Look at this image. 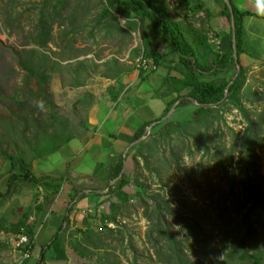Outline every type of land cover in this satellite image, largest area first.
<instances>
[{
  "label": "rangeland",
  "instance_id": "1",
  "mask_svg": "<svg viewBox=\"0 0 264 264\" xmlns=\"http://www.w3.org/2000/svg\"><path fill=\"white\" fill-rule=\"evenodd\" d=\"M64 3L0 0V148L23 157L29 167L69 136L83 117L78 106L90 101L88 94L74 100V111L67 113L71 98L56 92H103L115 79L140 73L143 29L153 31L149 21L142 25L116 11L102 18L106 0ZM44 7L50 33L41 44ZM243 64L244 111L226 103L197 115L196 103L189 101L146 129L134 154L135 192L108 219L113 226L104 222L94 232L86 264H241L233 242L241 236L240 213L250 207L252 190L264 199V59ZM205 78L223 83L231 75ZM9 165L0 156V192ZM22 185L28 184L18 183L15 191ZM34 215L24 210L15 217ZM180 217L200 229L190 232ZM11 218L10 195L0 196V264L9 258L4 252H10ZM254 222L258 243L247 247L264 259V208Z\"/></svg>",
  "mask_w": 264,
  "mask_h": 264
},
{
  "label": "crops",
  "instance_id": "2",
  "mask_svg": "<svg viewBox=\"0 0 264 264\" xmlns=\"http://www.w3.org/2000/svg\"><path fill=\"white\" fill-rule=\"evenodd\" d=\"M158 1L166 3L170 17L188 40L193 41L196 32L207 38L212 50L209 62L211 56L233 49L232 21L223 14L226 0ZM232 1L241 11L255 14L244 18L241 61L264 59V17L257 16V0ZM152 32L157 34L154 30L147 31L153 47L159 54H166L156 71L149 75L135 72L115 79L103 92L75 93L72 89L64 93L68 91L63 92V88L61 93L56 92L71 98L67 113L74 111V100L88 94L90 101L78 106L83 117L72 124L69 136L29 167L40 182L35 184L21 178L17 184L28 185L17 187L10 195V213L14 218L10 219V252H4L9 257L4 259L7 264H86L87 244L94 232L132 198L135 191L131 181L137 172L134 154L140 144L137 132L162 118L178 97L189 92L182 84L186 69L173 52L172 44L158 34L159 38L154 37ZM206 75L212 76L199 73L197 77L200 81H213L207 80ZM178 104L176 101L172 107L174 112ZM120 161L122 173L114 176V167ZM8 172L6 187L11 165ZM123 180L125 185H121ZM24 210L35 211L26 224L38 225L30 258L11 243L20 234L15 232V225L23 220L15 216ZM42 253L45 259L40 263Z\"/></svg>",
  "mask_w": 264,
  "mask_h": 264
},
{
  "label": "trees",
  "instance_id": "3",
  "mask_svg": "<svg viewBox=\"0 0 264 264\" xmlns=\"http://www.w3.org/2000/svg\"><path fill=\"white\" fill-rule=\"evenodd\" d=\"M66 0H57L60 4H65ZM230 6L225 3L223 14L228 17L230 21L234 20L235 27L232 29V37H235V44L233 49L229 53L216 54L214 61L209 62V57L212 54L207 38L199 33L196 34V38L193 37V41H190L185 36L183 29L172 20L170 17L166 3L159 2L158 0H106V6L104 7L101 17L107 18L113 14L114 11L120 13L122 16L128 19H139L142 25H145L149 21L153 30L160 35L165 41L172 44L173 52L179 56L180 62L186 69L185 78L182 82L184 88H189V92L182 97H178L176 101L179 104L184 102H192L197 105V115H203L213 110V106H221L226 103L233 104L237 109L244 111L245 107L242 101V90L246 82V69L245 65L241 61V55L244 53V18L246 16H254L250 11H241L236 7L232 0ZM46 7L43 8L41 13V20L38 24V29H42L39 41L41 44L48 40L50 30L46 32L44 16L46 14ZM143 44L145 46L144 57L152 58L156 62L157 66L164 59L166 54H159L157 49L153 47L150 37L145 29H143ZM235 47L237 58L235 57ZM201 55V57H200ZM209 74L217 76L221 73L230 74L229 81L223 83H217L215 81H200L197 74ZM172 103L165 115L155 122H161L166 117L172 107ZM178 104V105H179ZM146 124L140 131L137 132V140L142 141V138L146 136L149 128L153 123ZM54 150V149H53ZM0 156L11 165V176L7 183L5 191L0 192L1 197H7L11 195L17 185V182L24 178L28 181H32L37 184L40 179H37L31 172L26 160L20 156H14L7 151L0 148ZM123 170V161H120L114 167V176H119ZM123 180L121 185H125ZM250 207L246 209L244 213H240L238 219L237 230L241 236L234 239V243L237 244V250L235 254H240V263L251 264H263L264 259L262 256H253L250 254V250L247 247L252 244L258 243V229L255 226L254 217H256L260 210L264 208L263 194L259 190H252L249 194ZM72 200L70 201L71 204ZM162 210L159 209V217L162 215ZM181 223L184 224V228L190 232L200 229V225L196 222H192L188 218L180 217ZM38 225H27L26 220H21L15 225L16 233H24L29 239L30 243L26 250L30 251L35 245V237ZM62 227L60 228V230ZM59 231L55 235V240H58ZM172 242L174 240L170 237ZM239 249V250H238ZM41 261H44L45 255L41 254ZM199 264H203L198 261ZM192 264V263H188ZM194 264V263H193ZM196 264V263H195Z\"/></svg>",
  "mask_w": 264,
  "mask_h": 264
},
{
  "label": "built area",
  "instance_id": "4",
  "mask_svg": "<svg viewBox=\"0 0 264 264\" xmlns=\"http://www.w3.org/2000/svg\"><path fill=\"white\" fill-rule=\"evenodd\" d=\"M158 68L156 62L152 58H146L142 57L138 63V69L140 73L148 74L156 71ZM146 137V136H144ZM105 225L107 226H113L112 222L106 221ZM12 245L14 246L15 249H21V251L24 253V256L26 258H30L31 254L30 251L26 250L30 243L29 237L24 234L23 232L20 233L17 237L12 239L11 241Z\"/></svg>",
  "mask_w": 264,
  "mask_h": 264
},
{
  "label": "clouds",
  "instance_id": "5",
  "mask_svg": "<svg viewBox=\"0 0 264 264\" xmlns=\"http://www.w3.org/2000/svg\"><path fill=\"white\" fill-rule=\"evenodd\" d=\"M257 16L264 17V0H257Z\"/></svg>",
  "mask_w": 264,
  "mask_h": 264
},
{
  "label": "water",
  "instance_id": "6",
  "mask_svg": "<svg viewBox=\"0 0 264 264\" xmlns=\"http://www.w3.org/2000/svg\"><path fill=\"white\" fill-rule=\"evenodd\" d=\"M226 2H227V4L230 6V1L229 0H226ZM232 26H233V28L235 27V25H234V20H232ZM233 40H234V44H235V37L233 38ZM235 57L237 58V53H236V47H235ZM174 111H172V113H173Z\"/></svg>",
  "mask_w": 264,
  "mask_h": 264
}]
</instances>
